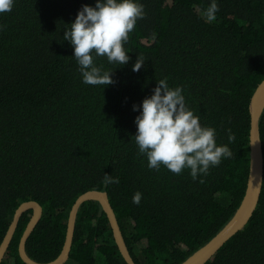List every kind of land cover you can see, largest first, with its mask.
Segmentation results:
<instances>
[{
  "label": "trees",
  "instance_id": "16d2710c",
  "mask_svg": "<svg viewBox=\"0 0 264 264\" xmlns=\"http://www.w3.org/2000/svg\"><path fill=\"white\" fill-rule=\"evenodd\" d=\"M140 2L145 15L129 33V62L95 61L113 71L107 86L82 82L63 37L81 6L95 0H15L0 14V244L16 209L37 201L44 212L27 252L53 261L76 199L102 190L137 264H181L235 214L249 174L250 101L264 80V0H218L211 23L203 18L211 0ZM137 57L145 63L133 72ZM165 78L183 87L201 124L214 127L217 144L232 151L203 183L187 169H149L132 138L133 105ZM261 133L264 149V114ZM105 175L119 184L105 186ZM138 191L139 205L132 202ZM32 214L21 218L2 264H25L18 246ZM66 264H126L99 203L79 210ZM207 264H264V186L248 225Z\"/></svg>",
  "mask_w": 264,
  "mask_h": 264
},
{
  "label": "clouds",
  "instance_id": "9594fccd",
  "mask_svg": "<svg viewBox=\"0 0 264 264\" xmlns=\"http://www.w3.org/2000/svg\"><path fill=\"white\" fill-rule=\"evenodd\" d=\"M14 3L15 0H0V14L10 12ZM218 11V0H211L204 9L203 18L211 23ZM144 15L140 0H95L94 6H81L74 21L66 24L70 27L63 37L74 50L73 57L84 84L107 86L114 83L113 71H103L95 61L97 57H106L110 64L126 65L131 59L125 48L129 33ZM144 63L137 57L132 71H140ZM183 93L182 86L170 87L166 78L158 80L152 94L139 105H133L138 115L134 119L137 131L132 138L139 154L147 158L149 169L158 171L163 166L176 175L187 169L193 181L201 177L203 183L202 177L210 168L231 158L232 151L228 145L217 144L216 129L201 124ZM234 139L229 130V143ZM103 182L105 186L119 184V178L105 175ZM141 198L142 193L138 191L132 202L139 205Z\"/></svg>",
  "mask_w": 264,
  "mask_h": 264
},
{
  "label": "water",
  "instance_id": "95a60500",
  "mask_svg": "<svg viewBox=\"0 0 264 264\" xmlns=\"http://www.w3.org/2000/svg\"><path fill=\"white\" fill-rule=\"evenodd\" d=\"M249 174L243 199L231 220L204 246L194 252L181 264H207L221 250V248L235 235L242 231L250 222L260 203L264 186V149L261 133V119L264 114V80L256 88L249 106ZM86 202H97L108 219L113 238L126 264H137L133 258L116 211L111 203L107 191L90 190L80 195L74 202L68 218L65 242L61 253L50 262L34 260L27 252V242L43 217L44 209L37 201L22 203L15 211L12 222L0 244V264L3 263L12 244L19 222L28 211L33 214L21 236L18 253L25 264H66L71 255L74 242L78 213Z\"/></svg>",
  "mask_w": 264,
  "mask_h": 264
}]
</instances>
